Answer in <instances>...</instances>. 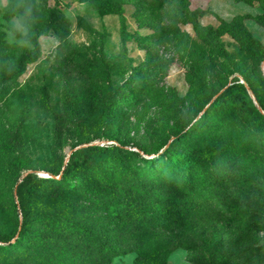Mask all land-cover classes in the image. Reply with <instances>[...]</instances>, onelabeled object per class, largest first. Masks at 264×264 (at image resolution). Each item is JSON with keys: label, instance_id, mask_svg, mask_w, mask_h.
Returning a JSON list of instances; mask_svg holds the SVG:
<instances>
[{"label": "rangeland", "instance_id": "obj_1", "mask_svg": "<svg viewBox=\"0 0 264 264\" xmlns=\"http://www.w3.org/2000/svg\"><path fill=\"white\" fill-rule=\"evenodd\" d=\"M23 1L39 26L47 25L50 11L69 20L68 45L61 46L57 35L49 29L47 35L38 39L40 58L28 65L25 73L15 82L3 84L7 54L12 52L17 56L20 50L31 49L32 45L15 36V32L20 36L27 33L24 18L15 16L6 20L3 14L9 0H0V87L9 91L22 90L28 107L21 112L18 98L14 106H5L0 102V132L4 127L19 130L23 146L13 156L32 161L31 165L37 169V177H49L42 168L65 163L67 156L74 150L78 149L76 159H82L91 154L87 146L117 145L115 141H109L106 134L119 139L124 150L137 153L146 160L160 155L161 151L154 150L167 134L170 138L164 148L171 144L180 152L189 145H204L213 148L219 159L230 155L233 159L238 157L245 161L248 160L247 150L264 153V147L249 135L247 129L237 128L227 121L204 120L195 129H189L200 117L199 105L208 96V92L203 89L204 84L217 79L216 82L229 85L230 80L236 76L235 68L243 66L249 70L253 67V60L228 36L220 37L219 45L232 55L231 60L220 56L216 46L203 44L193 27L194 17L191 12L195 9L205 12L202 17L195 19L198 27H216L220 19L230 21L235 15L261 14L258 5L248 6L235 3L234 0H190L189 9L184 10L179 0H103L107 3L115 2L122 8L127 30L125 48H122L120 20L116 15L98 14L92 5L78 0ZM244 23L264 45V28L251 20ZM134 33L140 37L139 43L130 37ZM187 50L202 56L204 61L192 86H188L185 80ZM146 52L153 58L156 75L161 79L153 84L154 88L142 93L140 88L148 86L145 82L151 76V69H138L145 64ZM74 64H92V73L80 75L74 70ZM131 73L135 74L134 82L124 93L129 92L132 97L112 113L105 125H101L100 109L88 102V95L92 92L100 93L106 86L116 88L129 79ZM64 83H68L80 97L87 118L79 132L81 142L78 141L75 120L63 110ZM43 88L48 92L47 99L43 97ZM177 132H180L179 135H175ZM207 132L213 135L214 142L206 143ZM178 136L186 140L181 142ZM144 150L149 152L148 155H144ZM103 157V154L94 156V162ZM7 160L0 156V233L3 235L10 234L16 218L10 197H13L16 204L20 222L23 209L35 210V206L27 205L23 198L25 187L19 186L22 177L32 170L10 174L5 169ZM155 160L151 167L152 173L159 161ZM131 161L139 163L135 155H131ZM17 175L20 177L16 178ZM92 202L93 198L88 195L71 192L58 202L45 201L42 210L34 213L76 218L88 227L97 229V220L101 218L102 212L93 209ZM198 215L202 224H217V237L225 248L230 249L233 264H264V230L250 234L240 232L238 239L239 228L232 224L230 230L226 229L230 226L229 216L209 199L196 202L190 217ZM200 230L188 224L178 228L161 224L142 229L138 238L153 241L160 247L183 242L185 245L175 247L167 254V264H195L192 252L187 248L198 241ZM134 258L135 254L132 253L123 255L115 258L111 264H133ZM17 259L18 256L11 261Z\"/></svg>", "mask_w": 264, "mask_h": 264}, {"label": "trees", "instance_id": "obj_2", "mask_svg": "<svg viewBox=\"0 0 264 264\" xmlns=\"http://www.w3.org/2000/svg\"><path fill=\"white\" fill-rule=\"evenodd\" d=\"M78 1L92 5L98 14L119 17L121 45L125 48L126 20L120 5L103 0ZM234 2L258 5L262 13L255 16L235 15L230 21L220 19L216 27H198L195 19L202 17L205 12L195 9L191 12L194 17L192 24L203 44L216 46L220 56L231 60L232 55L219 45V38L228 36L253 60V67L249 70L243 66L235 68L236 76L230 80L229 85L216 82L217 79L204 84L203 89L208 92V96L199 105L200 117L189 129H195L204 120L227 121L237 128L247 129L249 135L264 147V45L244 23L251 20L264 28V0ZM178 3L184 10L190 7V0H179ZM15 16L23 17L28 28L25 35L20 36L15 32V36L29 42L32 48H23L17 56L12 52L7 54L3 84L15 82L25 73L28 65L40 58L38 39L47 35L49 29L57 35L61 46L68 45L69 20L55 11L49 12L47 25L42 27L36 23L23 0H9L3 17L10 20ZM85 28L89 30L86 25ZM130 37L140 42L137 33ZM186 54L185 80L188 86H192L204 61L202 56L191 54L188 50ZM73 67L80 75L91 74L93 68L92 64H74ZM148 68L151 69V76L145 82L148 86L140 88L142 93L154 88L153 84L161 79L156 75L153 58L146 52L145 64L138 69L146 71ZM134 78L135 74L131 73L129 79L116 88L106 86L104 91L88 95V102L100 109L101 125H105L112 113L132 97L129 92L124 93V90L132 85ZM64 86L63 110L75 120L78 141L81 142L79 132L87 118L78 94L68 83H64ZM43 97L48 98L46 88H43ZM17 98L20 99V111H26L28 107L22 90L9 91L0 87V102L3 105L14 106ZM105 137L117 145L87 146L91 154L82 159H76L78 149L74 150L66 163L44 166L42 169L49 177L39 178L35 175L37 169L31 165L32 161L13 156L23 146L19 130L2 129L0 156L8 158L6 172L18 174L32 170L22 177L19 186L25 187L24 190L20 189L23 190V198L27 205L35 206V210L23 209L20 222L16 204L13 197H10L16 218L9 235L0 233V264H111L115 258L131 253L135 254L133 264H167V254L175 247L185 245L183 242L160 247L153 241L138 238L142 229L161 224L173 225L174 228L185 224L201 228L198 241L187 248L191 250L195 264H233L230 249L225 248L217 237V224H202L199 215L190 217L196 202L208 199L219 205L229 216L230 226L226 229L230 230L232 224L239 228L238 239L240 232L250 234L264 230V153L247 150L248 160L245 161L238 157L233 159L230 155L219 159L213 148L204 145H189L180 152L171 144L164 148L170 138L167 134L154 150L161 153L155 158L159 161L152 173L155 159L146 160L137 153L124 150L115 136L106 134ZM178 138L181 142L186 140L184 137ZM214 141L213 135L207 132L206 143ZM143 153L148 155L149 152L144 150ZM99 154L104 157L94 162V156ZM131 155L138 157L139 163L134 164ZM165 173L171 176L167 177ZM71 192L93 198L92 208L102 212L101 218L97 220V229L88 227L76 218L34 213L42 210L45 201L58 202ZM17 256L16 261H11Z\"/></svg>", "mask_w": 264, "mask_h": 264}, {"label": "water", "instance_id": "obj_3", "mask_svg": "<svg viewBox=\"0 0 264 264\" xmlns=\"http://www.w3.org/2000/svg\"><path fill=\"white\" fill-rule=\"evenodd\" d=\"M262 70H264V63H262ZM241 83H242V81H241ZM251 97L253 98L252 95H251ZM253 100H254V98H253ZM254 104L256 107H258L255 101H254ZM68 158H69V155L67 156L65 163L68 161Z\"/></svg>", "mask_w": 264, "mask_h": 264}, {"label": "built area", "instance_id": "obj_4", "mask_svg": "<svg viewBox=\"0 0 264 264\" xmlns=\"http://www.w3.org/2000/svg\"><path fill=\"white\" fill-rule=\"evenodd\" d=\"M102 145H104V144H102ZM102 145H101V146H102Z\"/></svg>", "mask_w": 264, "mask_h": 264}]
</instances>
